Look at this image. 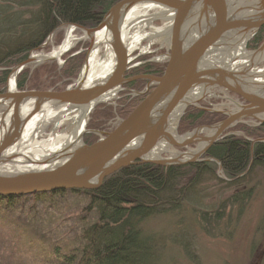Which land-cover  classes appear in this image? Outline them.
Instances as JSON below:
<instances>
[{"label":"trees","instance_id":"trees-1","mask_svg":"<svg viewBox=\"0 0 264 264\" xmlns=\"http://www.w3.org/2000/svg\"><path fill=\"white\" fill-rule=\"evenodd\" d=\"M118 1L0 0V67L23 61L28 51L43 43L60 24L71 23L85 28L97 26L107 10ZM263 37L264 26L251 44L258 46ZM149 55L140 59H147ZM80 58L68 60L63 73L46 63L34 69L28 77L29 69L23 68L17 90L42 91L40 77L48 76L50 72L59 78L65 75L75 77ZM166 65L167 61L147 62L129 68L125 76L159 77ZM6 76L7 71H0V93ZM137 83H147V80L139 79L126 85L132 88ZM145 95L118 109L121 120ZM105 106L102 104L93 110L94 117L87 124L88 129L102 127L113 116L112 107ZM216 116L201 109L186 112L179 121L177 132L188 131ZM239 130L244 136L231 135L213 144L203 161L167 167L152 163L133 164L109 175L100 187L93 190L0 195V238L8 239V242L4 241L6 247L2 242L1 249L30 257V264H155V252L161 251L162 247L142 233L141 225L145 220L173 214L180 221L189 207L194 213L205 214L199 201L211 181L237 187L245 185L250 174L233 183L230 180L242 173L250 161V142L245 137H264V125L251 130L240 127ZM256 131L261 136H257ZM98 138L90 134L84 143L90 145ZM253 155L256 164L264 161V143L253 145ZM209 158L214 161H207ZM215 161L221 164L223 180L217 177ZM241 194L247 198L250 192ZM229 198L232 199L227 197L226 200ZM215 212L220 219L219 211Z\"/></svg>","mask_w":264,"mask_h":264},{"label":"water","instance_id":"water-1","mask_svg":"<svg viewBox=\"0 0 264 264\" xmlns=\"http://www.w3.org/2000/svg\"><path fill=\"white\" fill-rule=\"evenodd\" d=\"M142 3L157 5L170 14V18L167 19L168 29L161 34L167 44L168 52L163 54L167 59V65L159 77L125 76L130 68L128 64L133 58H128L129 54L122 45L119 26L125 13L131 7ZM237 3L239 4L237 9L232 10L233 5ZM154 18L163 17L158 15ZM190 22L194 25L192 26L194 31L190 42L186 43L187 31L184 32L183 25ZM263 26L264 0H120L107 10L95 27L85 28L67 24L65 38L68 32L77 28L89 40L87 56L94 45V34L105 30L108 41L104 45L113 56L114 66L99 83L89 87H82L77 83L83 72L85 59L78 78L62 91H18L14 85L13 90L7 86L5 91L0 93V107H4L0 112V195H27L67 189L93 190L100 187L109 175L133 164L152 163L167 167L193 163L204 155L215 141L222 138L223 131L239 120L252 118L263 122L262 90L246 91L233 82L226 69L205 64L207 55L212 53L215 47L222 45L228 48V40L236 33L242 32L247 42ZM54 31L39 48L51 39ZM64 40L58 48L64 44ZM263 48L264 42L253 52ZM40 56L42 58L39 62L59 60L58 57H49L48 54ZM157 59L158 57L152 60ZM214 61L213 58L211 62ZM31 62H34L33 55H29L26 60L13 67L10 76L13 74L16 76ZM139 79L147 80V86L154 84V88L146 93L130 114L110 132L83 129L79 143L72 145L68 152L63 150L57 158L54 155L51 161L43 163L44 167L38 164L35 169L9 172L3 168L20 156L17 151L9 149L17 144L28 120L34 115H42L47 105L48 109L50 107L58 109L62 106L70 107L72 111L85 109L88 114L98 103L106 101L103 100L106 94L111 92L116 94L122 90L123 85ZM201 86L206 91L211 87H224L242 97L247 104L237 105V109L228 111L226 118L218 123L200 126L184 136H178L169 127L181 118L188 106H196L204 97L203 95L194 100L189 99ZM27 104L31 108L30 111L26 115H21V108ZM197 108L202 109L199 106ZM7 118L8 122H5ZM205 131L208 132L201 136L200 133ZM88 132L99 135L98 140L90 145L82 141V136ZM192 142L202 144V148L198 149V145L191 153L179 152L169 158L159 156L162 151L158 147L163 143L166 147L186 148ZM181 156L190 158L180 160ZM207 161L214 159L209 158ZM220 177L224 179L223 176Z\"/></svg>","mask_w":264,"mask_h":264},{"label":"rangeland","instance_id":"rangeland-1","mask_svg":"<svg viewBox=\"0 0 264 264\" xmlns=\"http://www.w3.org/2000/svg\"><path fill=\"white\" fill-rule=\"evenodd\" d=\"M157 12V9H149L147 11L149 14H154ZM142 26L143 27L140 29L141 33L146 35L150 34V32L154 31V29L166 31L169 26V21L167 19L153 17L149 26L146 27L144 24H142ZM66 29L67 24H60L57 26L54 29L55 31L53 30L54 32L52 33L51 39H49L44 46L39 48V46H41L47 40V36L43 43H41L38 47L28 51L27 57L29 55L35 56L49 54L53 50L57 49L65 38ZM136 30L137 28L134 27L131 31L134 32ZM256 33L249 40H247L245 44L246 50L254 51L264 42L263 37L262 42L258 46L254 47L252 45L253 43L251 41ZM70 35L71 45L67 51L59 56V60L52 59L39 63L31 62L24 67L29 69L28 77H30L29 75H31L30 73L34 69L46 63L55 66L57 71L59 70L61 73H63V67L67 66L68 60L77 56H81V62L75 77L64 74L65 77L59 78V76H54L52 72H50L48 76L43 75L40 77L41 86L44 87L41 89L42 91L53 90L55 88L65 89L68 85L72 84L81 73L84 60L87 57L86 49L89 47V40L85 38L83 32L77 28L73 29ZM150 42L151 44L149 45ZM166 50L167 45L165 37L161 34L153 36L151 40H149L148 37L141 38L137 46L130 51V55L128 57L135 58L129 64H137L136 66L132 67L134 68L147 62H154L156 64L164 62L165 60L161 61V58L164 57L163 54H166ZM159 51L163 53L158 54ZM103 53L104 45L101 44L99 46L98 54L103 55ZM143 55H149V57L142 60L140 57ZM154 57H158L160 61L152 60ZM26 58L24 60H26ZM21 62L22 61H19L13 65L0 67V71H7V76L5 78L4 85L2 86L4 87L3 92L7 88L11 69ZM256 68H264V59L257 62ZM21 70L15 76V85H17L19 80V73ZM28 81L29 79H27L26 82L28 83ZM147 84L148 83H137L132 88L125 84L122 86V90L117 92L113 98L98 103L94 109L99 105L105 104V107H112L113 116L110 117L102 125V127L88 129L87 124L89 123L90 119L94 117L92 115L93 109L85 116L84 130L110 132L108 130L113 129L121 120V114L119 113L118 109L123 108L126 104L132 103L136 97L143 96L145 93H147L145 88L150 90L155 86L152 84L147 86ZM208 91L212 95H205L196 103V106H188L184 110L181 118L186 112L198 110V106L216 111H230L233 108V102L243 104L238 101L239 98H237L236 95L229 94L228 92L222 94L221 92L224 91L222 88L211 87ZM3 110L4 107H0V112ZM180 119L176 123L171 124L169 127V129H171V131L176 133L178 136H184L185 134L192 132L195 128L200 126H209L224 120L222 115H218L216 117H212L211 121L209 122H202L190 130L179 134L177 131ZM47 124V127L42 132H39V135H36L37 141L46 140L49 136L54 135L55 133L68 135L73 130V123L71 119H65L62 123H60L59 126L56 127H54L51 123ZM240 127L251 130L257 128L258 126H253V123L249 121L245 122L244 119L235 126L226 129L224 132L233 133L232 135L244 136V134L239 130ZM207 132L208 131L202 132L200 135L204 136ZM258 132L259 131H256L257 136H261V133ZM90 134L99 136L92 132L84 133L82 136V141L84 142V139H86V137ZM250 138L257 139L262 137ZM198 145L199 144L197 142H192L188 144L186 148L167 146V149L159 153V156L162 158H169L173 157L175 153L179 152L191 153L196 150ZM189 158V156H181L180 160ZM205 159V155H201L194 162L203 161ZM185 164L188 163H184L182 165ZM219 175L217 170V177L218 179H221ZM245 185H247L249 188H252V190L247 197L245 204L242 206L240 204L233 205L230 200H226L227 197L234 195L233 190L237 187L236 185H225L221 184L218 180H214L210 182L208 188L202 191L203 194L201 197L203 199L201 198V201H199L203 206L202 212L206 211V213L204 212L205 214L200 215L194 213L193 211L189 210V207L186 208L185 214L181 216L183 219L180 221L177 220L179 217L174 216L173 214L167 216H153L145 220L141 225L142 233L148 237H151V239H153L157 245L160 244V248L162 247L161 251L155 252V264H264V169L261 170L258 168L257 171H255L252 175H249L248 179H245ZM216 210L219 211L220 219H217L216 217ZM4 241L8 242V239L2 240L0 238V256H2L0 259V264H30V257L23 256L17 251L9 252L8 250L4 251L1 249L2 242L4 244L3 247H6V243Z\"/></svg>","mask_w":264,"mask_h":264},{"label":"bare ground","instance_id":"bare-ground-1","mask_svg":"<svg viewBox=\"0 0 264 264\" xmlns=\"http://www.w3.org/2000/svg\"><path fill=\"white\" fill-rule=\"evenodd\" d=\"M238 5V3L233 5L232 10H236ZM149 9H157L158 12L149 14L147 13ZM166 14L167 12H165L163 8L150 3L136 5L131 7L125 13L119 26V36L123 43L122 45L129 55L130 51L137 46L141 38L148 37L149 40H151L153 36L160 35L165 31L154 29V31L150 32V34L145 35L141 33L140 30L141 27H143L142 24H144V26L146 25V27L149 26L153 17L158 15L169 19L170 14ZM192 26L194 25L191 22L183 25L184 32L187 31L185 36L186 43L190 42L191 35L194 31ZM134 27H136L137 30L132 32L131 30ZM71 32L72 31L67 33L64 44L60 48H57L48 54L49 57L59 58L62 53L68 50L71 45ZM107 36L106 31L103 29L94 34V45L89 51L83 72L77 82L80 86L89 87L99 83L113 68L115 61L108 47L104 45V43L108 41ZM245 37L246 36L243 35L242 32H238L228 40V48H225L222 45L217 48L215 47L214 51L207 55L205 64L226 69V71L233 78V82L242 87L244 90L250 92L252 90L257 92L262 90L261 92L264 94V68H256L257 62L264 59V48L256 52L246 50L244 48V44L246 43ZM101 44L104 45L103 55L98 54L99 46ZM150 44L151 42L149 45ZM40 58H42L40 55L33 56L34 62H39ZM213 58L215 61L211 62ZM14 78L15 74L11 75L8 80L7 86L10 90L14 89ZM194 92L195 93H193L189 99L194 100L203 95H212L209 91L203 90L202 86ZM114 95L115 94L112 92L108 93L103 97V100H109L113 98ZM48 106L49 105L46 106L47 108L43 111L42 115H34L28 120L22 130L17 144L13 145L12 148L9 149V151H17L20 156L14 159V162L9 164V166L3 167L8 172L11 170L17 171L35 169L38 164L39 166L42 165L40 167H44L45 165L43 163L51 161V158L54 155L57 158L63 150L68 152L72 145L79 143V138L84 131L83 125L85 116L87 115V110L83 109L72 111L70 107L65 106L58 109H52L51 107L48 109ZM21 109V115H26L31 108L27 104L26 107H22ZM65 119L72 120L73 130L70 134L62 135V133H55L54 135L49 136L46 140H36V135H39V132H42L47 127V123H51L54 127H56L59 126ZM5 122H8V118ZM5 127L7 126L5 125ZM166 148V144L164 143L158 147L160 151H164ZM201 148L202 144L199 145L198 149Z\"/></svg>","mask_w":264,"mask_h":264},{"label":"flooded vegetation","instance_id":"flooded-vegetation-1","mask_svg":"<svg viewBox=\"0 0 264 264\" xmlns=\"http://www.w3.org/2000/svg\"><path fill=\"white\" fill-rule=\"evenodd\" d=\"M167 45V44H166ZM162 60L161 61H163V60H165V61H167V59L166 58H161ZM155 61H160L159 59H157V60H155ZM147 83H148V81H147ZM152 85H154V84H152ZM219 88H222L224 91H222L221 93L222 94H225V92H228L229 94H233V95H236L235 93H233V92H230V91H228L227 89H225L224 87H219ZM145 90L147 91V89L145 88ZM237 96V98H239V100L238 101H240L241 103H243V104H238V103H236V102H233V108L231 109V110H235V109H237V105H246L247 104V101H245L242 97H240V96H238V95H236ZM226 99H230V98H226ZM206 109H208V108H205V107H202V109L201 110H204V111H206ZM208 110H210V109H208ZM207 112H209V113H212V114H216L217 116L218 115H222L223 116V118L225 119L226 118V113L228 112V111H216V110H211V111H207ZM245 119V122L246 121H249V122H251V123H253V126H263L264 125V121L263 122H259V121H257L256 119H252V118H244ZM244 119H241V120H239L237 123H240L242 120H244ZM255 121H256V123H255ZM218 123V122H217ZM236 123V124H237ZM236 124H234L233 126H235ZM248 124V123H247ZM233 126H230V127H233ZM230 127H228V128H230ZM227 128V129H228ZM224 132V131H223ZM225 134H227V135H225ZM233 133H222L221 134V136H222V138H220V139H218L217 141H215L213 144H215V143H217L218 141H221L222 139H224V138H226V137H229V136H231ZM235 134V133H234ZM249 142H250V161H249V163H248V165H247V167H246V169L242 172V173H240L237 177H235V178H233V179H231L230 180V182L231 183H233V182H235V181H237L238 180V178H240V177H244V176H246V175H252L255 171H257V169L259 168V169H261V170H263L264 169V161L263 162H259L258 164H256L255 162H254V155H253V145L254 144H256V143H264V138L262 137V138H257V139H248V138H246ZM207 153V152H206ZM205 153V154H206ZM204 154V155H205ZM216 162H218V161H216ZM219 163V162H218ZM217 163V166H218V175H219V177L220 176H223V173H222V168H221V164L219 163L218 164ZM224 177V176H223ZM222 179V178H221ZM225 179V178H224ZM242 184V183H241ZM233 185H235V184H233ZM232 185V186H233ZM251 190H252V188H249L247 185H243L242 187H236L234 190H233V192H234V195H232L231 197H232V199H229L230 200V202L231 203H233V205H237V204H240L241 206L242 205H244L245 204V201H246V196H242V192H251Z\"/></svg>","mask_w":264,"mask_h":264},{"label":"built area","instance_id":"built-area-1","mask_svg":"<svg viewBox=\"0 0 264 264\" xmlns=\"http://www.w3.org/2000/svg\"><path fill=\"white\" fill-rule=\"evenodd\" d=\"M145 53V52H144Z\"/></svg>","mask_w":264,"mask_h":264}]
</instances>
